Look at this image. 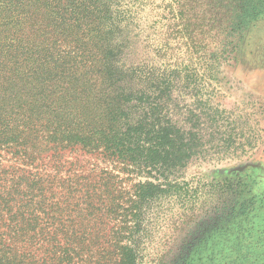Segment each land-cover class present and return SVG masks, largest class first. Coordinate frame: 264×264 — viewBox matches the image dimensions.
I'll return each instance as SVG.
<instances>
[{"label": "trees", "instance_id": "16d2710c", "mask_svg": "<svg viewBox=\"0 0 264 264\" xmlns=\"http://www.w3.org/2000/svg\"><path fill=\"white\" fill-rule=\"evenodd\" d=\"M145 1L0 0V264H146L149 224L196 202L180 175L240 149L174 65L124 60ZM193 1L201 29L264 17V0ZM78 147L111 167L70 160Z\"/></svg>", "mask_w": 264, "mask_h": 264}, {"label": "rangeland", "instance_id": "374dc122", "mask_svg": "<svg viewBox=\"0 0 264 264\" xmlns=\"http://www.w3.org/2000/svg\"><path fill=\"white\" fill-rule=\"evenodd\" d=\"M178 2L147 0L143 6L137 2L131 6L135 1L129 5L133 9L124 60L161 73L166 65H174L182 72V83L191 79L197 83L180 89L183 98L226 111L223 130H235L241 146L231 155L212 150L180 175V181L197 187L196 202L187 209L174 203L171 206L180 216L149 224L145 261L264 264V17L242 31H232L226 20L213 29V22L201 29L198 17L210 15L197 11L193 0ZM33 124L24 122V126ZM77 149L65 155L111 167ZM224 182L229 183L216 186Z\"/></svg>", "mask_w": 264, "mask_h": 264}]
</instances>
